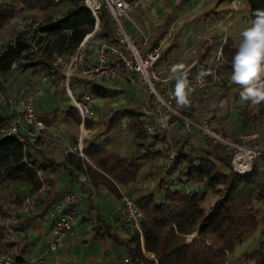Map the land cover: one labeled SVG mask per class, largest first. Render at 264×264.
Wrapping results in <instances>:
<instances>
[{
  "label": "trees",
  "instance_id": "obj_1",
  "mask_svg": "<svg viewBox=\"0 0 264 264\" xmlns=\"http://www.w3.org/2000/svg\"><path fill=\"white\" fill-rule=\"evenodd\" d=\"M127 1L134 4L138 0ZM256 2L260 9H264V0ZM61 5L65 6L66 10L57 20L49 19L39 26L35 46L37 49L44 47L49 56L54 53L70 56L85 36L92 33L97 26L95 18L85 7L84 0H0V30L10 25L23 12H48ZM250 9L253 19L256 10L254 4L250 5ZM95 36L110 39L111 30L106 14L100 15ZM220 46L223 53L220 73L231 74V58L236 48L229 38L224 44L218 41V38L212 42H202L199 59L204 61L214 48ZM32 49L24 32L0 48V75L10 71L16 64L25 70L36 69L41 65L49 66L43 59L34 60L31 57ZM232 85L236 89L233 93L239 95L241 88ZM87 87L95 98L103 99L119 93L118 90L105 87L99 82H86L85 88ZM227 91L230 92L226 89L221 95L220 104L227 101ZM76 97L80 98V94L76 93ZM194 104L187 109L177 110L195 119L191 112ZM255 106L256 113L245 114L247 121H259L264 124V103ZM4 109L0 102V185L2 188H8L13 183L26 184L31 188L29 195H34L40 188L36 170H41L51 184V190L38 193L35 209L22 216L32 214L33 218L41 219L53 207L61 192L57 190L50 175L56 173L59 168L68 169L71 173L73 170L79 173L87 172L95 186H109L122 199L111 181L78 154L66 151L64 160L57 162L48 158L40 148L42 138L38 137L34 142L26 138L25 142H21L16 136L5 135L9 116L5 115ZM66 117H71L76 125L81 124L80 116L73 106L66 109ZM145 120L143 113L126 108L113 112L104 125L114 131L127 129L131 132L132 142L136 147H149V138L163 142L161 137H151L147 134L144 128ZM93 126L94 123L87 119L85 128L90 130ZM216 130L219 131L217 128ZM176 143L177 153L167 170V174L177 175L176 188L170 189L160 181L159 197L152 191L136 197L132 192L127 193L136 202L142 214L140 226L146 256L157 264H228L234 248L252 236L259 226L264 225V157L254 163L250 174L242 175L232 170L230 155L221 146L206 144V148L196 154L188 149L185 142L177 140ZM147 151L146 154L150 156H159L157 152L152 153L149 149ZM84 152L100 171L119 186L129 188L140 177L142 168L138 164V158L120 156L118 152L110 150L107 144L84 140ZM259 160H262V166L258 165ZM191 184L196 185V188L187 194L186 187ZM9 196L11 197L8 204L16 207L23 200L12 190ZM209 199L213 200V204H207ZM7 200V194H0V222L7 217L10 210ZM205 218L202 230L194 234ZM2 229L3 225L0 223V235ZM99 229H103L107 237L126 246L129 258L134 264H153L142 252L141 239L136 229H131L129 237L124 240L113 234L111 226L105 222L103 228ZM262 234L264 235V228ZM25 249L17 254L8 252L13 264H29L24 258ZM238 264H264V241L255 251L243 254Z\"/></svg>",
  "mask_w": 264,
  "mask_h": 264
},
{
  "label": "built area",
  "instance_id": "obj_2",
  "mask_svg": "<svg viewBox=\"0 0 264 264\" xmlns=\"http://www.w3.org/2000/svg\"><path fill=\"white\" fill-rule=\"evenodd\" d=\"M153 1L155 0H138L136 3L145 5L147 2ZM240 1L230 0L233 10H230L226 17L219 21V27L225 35L227 28H225L224 22L237 12ZM84 5L95 18L96 29L85 36L70 56L57 57L55 55L56 61L53 63L56 67L62 64L66 68L65 89L72 106L80 116L81 129H84L86 120L92 116L93 103L97 100L91 94L89 87L85 88V83L125 80L143 91L147 97L145 108L142 111L146 119L144 128L149 136H159L163 139L166 149L163 168L166 171L177 153V134L180 129H184L186 133L199 137L206 144L223 147L230 155V166L234 172L242 175L250 174L254 163L264 157V139L257 136L249 141L242 136L236 139L231 138L217 131L208 120L190 118L174 108L176 98L168 89L170 78L164 77L158 69L163 51L172 40V29L165 31L161 39L154 43L150 35L142 34L140 31V38H136L124 26L121 18L130 20V13L134 6L127 0H84ZM101 14H106L109 18L110 39L95 36ZM151 24L152 22H147V26ZM226 39L225 37L223 44ZM92 50H94L93 53ZM222 64V46L208 65H203L200 61L192 62L189 69L193 70V77L188 82V88L191 89L190 104L183 106L185 109L192 106L199 98L206 96L215 87L220 80ZM75 82L78 84L76 85ZM73 85L81 93L80 98H77L76 93L73 92ZM7 107L9 120L5 128V135L16 136L21 142H25L26 138L34 142L38 137L43 139L47 136V127L35 110L34 95L29 85L21 88L16 100L9 99ZM82 141L81 132L77 144L66 143L65 148L70 153L85 157ZM36 175L40 183L39 192L51 190V184L41 170H36ZM170 178L171 181H169ZM79 181L87 182V175L81 173ZM177 183V175L168 174V187L175 189ZM190 192L192 191L186 189L187 194ZM38 193L27 195L21 204L12 211V219L0 235V264H13L8 256V244L21 233L16 227V219L35 209ZM88 197V194L80 191L68 190L63 192L55 202L52 207L54 222L51 229L52 240L49 244V251H55L64 242L68 233L72 231L79 208ZM122 203L127 226L130 229H136L139 237L143 239L140 226L142 214L136 202L128 194L122 193ZM152 262L155 264L153 260ZM29 264H44V260L38 259ZM121 264L134 263L130 258H126Z\"/></svg>",
  "mask_w": 264,
  "mask_h": 264
},
{
  "label": "crops",
  "instance_id": "obj_3",
  "mask_svg": "<svg viewBox=\"0 0 264 264\" xmlns=\"http://www.w3.org/2000/svg\"><path fill=\"white\" fill-rule=\"evenodd\" d=\"M224 1L230 2V0H155L153 2H147L145 5H140L137 3L133 4V10L130 13L131 19L126 21V27L133 35H135L136 38H140L142 32V34L144 33L150 35L153 42L157 43L163 36L164 32L169 30L168 28L171 26L181 29L182 31V34H179L177 37L174 35V39L172 37L170 44L164 49L163 56L158 63V69L161 74L164 77L170 78L168 89L172 94H174L176 83L171 71L172 66L176 64H182L184 66V72L187 73L188 82L189 74L191 76L190 79H192L193 70L189 69V67L192 62L200 61V46L202 42H212L213 39L218 38L219 31L214 29L212 32V27L216 26V24L219 25V21L225 18L230 12V10L226 12V10L222 9L223 3L215 5L216 2ZM213 6H215V9H212ZM219 13L221 15H219V19H216V16ZM156 16L157 18H155ZM213 18L214 20L216 19L215 24L212 23ZM147 22H152V24L147 26ZM195 27L197 30L193 32ZM210 31L212 33H210ZM209 33L211 38L207 37ZM198 40L199 43L201 40L202 42L197 49ZM218 41H220L219 38ZM233 45L235 48H237L234 42ZM220 47L217 48L219 49ZM217 48L216 50L218 51ZM93 51L94 50H92V53ZM188 54L189 57L187 56ZM215 54H212L211 57L209 55L204 61L200 62L203 65H208ZM194 55H197V58L193 57ZM92 58V60H94V57ZM189 60H191V62H188ZM101 85L113 90H117L116 86H130L135 88L125 80H119L115 82H101ZM51 91L54 94H58L56 93V88H51ZM39 95L40 94H37L35 96V110L36 104L41 98ZM107 98L103 99L106 100ZM66 102L69 103L68 101ZM66 102H64L62 106L58 105L57 110L47 111L45 114L37 112L36 110L39 117L45 123L48 134L40 148L43 149L44 154L48 158H52L57 162H62L64 160L67 150L64 148L62 151L60 145L57 144L56 141L63 143L64 147L66 143L76 145L80 132L97 133L95 132L96 130L104 129V127L96 125L94 127L95 129L92 128L93 130H88L85 127L82 130L81 124L76 125L71 117H66V110L63 111L64 113H61V108L66 106ZM175 105L178 108H181V110L184 109L183 106H178L177 102H175ZM69 106L71 107L70 104ZM193 107L194 109H192L193 111L191 112L197 118L196 110H198V108H196V103ZM94 119L95 116L90 117V120ZM59 121H61V123H59ZM95 121L98 122V120ZM117 135H122V132H117L116 135L110 134L107 136V140H104L105 138L99 135L85 136L86 138L83 137L82 141L83 149L84 140H90L96 144L114 145L117 142ZM195 137L196 136L194 135H189L186 133L184 129H180L177 134V140L183 141L187 145L196 143V141L193 139ZM198 140L199 143L204 142L201 139ZM147 144L150 147L154 146L156 143L152 138H149ZM151 148L154 149V147ZM147 150L148 147H136L134 156L138 158V160L140 159L139 157L141 154L143 156H147L144 158H151L152 155L150 156L149 154H146V152H148ZM128 153L129 152H126V148L118 152L120 156H125ZM196 153L199 154L200 152ZM82 158L87 161L92 168L110 180L121 196L122 193L127 194L132 192L136 197L147 191L154 192L156 197H159L161 194L159 192V183L161 179H159V182L154 183L147 180L143 181L141 180L142 176H140L138 180L129 188L119 186L110 177L100 171V169H98L97 166L86 155ZM141 160L142 159L138 161L140 166L142 165L140 164ZM141 168V174H146L147 170H149V174L152 176L154 173L159 171V169L151 170L150 168L144 171L145 167L142 166ZM83 173L86 174L88 178V181L85 183H81L79 181V175L81 173L75 170H73L71 173L68 169L59 168L56 173L50 175V178L54 181L57 190L61 192L60 196L63 192L68 190L80 191L89 195V197L79 208L74 227L72 231L68 233L64 242L55 251H49V244L52 240L51 229L54 222L51 208L41 219L33 218L32 214L29 216L21 215L17 217L16 227L21 233L13 242L8 244L9 252L17 254L22 249L26 248L24 258L28 263H32L38 259H43L44 264H121L124 259L129 258L126 246L107 237L103 232V229H99L103 228L105 222L111 226V232L115 234L120 240H124L129 237L131 229L126 225V216L122 206L123 203L121 197L117 195L113 189H110L109 186H95L89 174L87 172ZM139 180H141L140 184ZM193 186L196 188V185ZM0 187L2 188V185H0ZM10 188L17 196L21 195L22 199L29 195L31 189L30 186L22 183H13L11 184ZM186 189L192 191L189 189V186H187ZM6 218L9 217L7 216ZM5 219L0 222L1 225H3L2 233L4 232L6 225L11 221L12 216L9 220L5 221ZM141 249L144 256H146V251L143 246V239H141Z\"/></svg>",
  "mask_w": 264,
  "mask_h": 264
},
{
  "label": "rangeland",
  "instance_id": "obj_4",
  "mask_svg": "<svg viewBox=\"0 0 264 264\" xmlns=\"http://www.w3.org/2000/svg\"><path fill=\"white\" fill-rule=\"evenodd\" d=\"M219 3H223L222 9L226 10V12L228 10H233L230 2L228 1L216 2L215 5H218ZM251 4H254V8H256V10L260 9L259 4H257L256 0H242V2L240 1L238 5V10L234 13V16L224 22L225 28H227L226 35L224 34L223 30H221L219 25L216 24V26L212 27V32L214 29L219 31L218 38L222 43L226 37L231 39L234 44L238 46L241 40L240 33L245 28L249 27L252 21L250 9ZM212 9H215V6H213ZM64 10H66V7L61 5L48 12H23L19 14L18 17L10 25L0 30V48H3L8 43L12 42L18 34L24 32L27 36L28 42L32 45L33 48V51H31L33 55H31V57H33L34 60L43 59L49 64V66L41 65L36 69L27 70L20 67L19 64H16L10 71L0 75V102L4 105L5 109L3 111L5 112V115L9 116L7 107L8 100H16L19 91L25 85H29L31 87L34 95V101H36L35 96L37 94H40L39 97L41 98L36 104L37 112L45 114L47 111L57 110L58 105L62 106V104L66 101H68L69 103L66 102V106L64 108H61V113H64L63 111L70 107L69 104L72 106V102L65 89L64 74L66 68L62 64H59L58 67L53 65V63L56 61L55 55L57 57L60 55L54 53L52 56H49V54L45 51L44 47L41 49L34 50L35 48H37L34 42L38 36L39 26L43 25L49 19H51L52 21L57 20ZM219 15L221 14L219 13L216 16V19H219ZM121 20L124 26L126 27V21L128 19L121 18ZM212 20V23L215 24L216 22L214 18ZM170 28L173 31V39L174 35H176L177 37L179 34H182L181 29H177L172 26ZM196 30L197 29L195 27L193 29V32H195ZM212 32L210 31V33ZM210 33L207 35L208 38H211L209 36ZM201 42L202 40L200 41V43ZM200 43L198 40L197 49L199 48ZM216 48L212 51L210 57L212 56V54L216 53ZM187 56L189 57V54ZM193 57L197 58V55H194ZM191 60H189L188 62H191ZM230 76L231 74L229 73H220V80L215 85V87L206 96L196 101V108H198V110H196L197 118L195 116L194 118L198 120H208L209 122H211V125L219 129L221 133L234 139L239 138L240 136L246 138L247 141L256 138V136L260 139H264L263 122H248L246 118L247 116L245 115L246 113H249L250 115L256 113V106L252 105L251 103L242 101L240 99V95L236 96L233 93V91H235L236 89L232 85L233 83L231 82ZM190 78L191 76L189 74V82L191 80ZM54 80L56 81L54 82ZM75 84L77 85L78 82H75ZM51 88H56V93L58 94H54L51 91ZM116 88L117 90H119V94L109 97L106 100L97 98L98 100L93 103L94 111L92 116H95V119L91 120V123H94L93 128L96 125H100L101 127H104V129L96 130L95 132L97 133L83 132L82 135L83 137L88 135H99L104 137V140H107V136H109L110 134L116 135L117 132H122V135L116 136V144H107L108 148L114 152H119L122 151V149L126 148V152L129 153L125 156L135 157L134 155L136 152V146L132 142L133 136L131 132H129L125 128L114 132V130H112L111 128H107V126L104 125V122L112 115L113 112L118 109L131 108L135 111L142 112L145 108L144 106L146 104L147 97L143 91L132 88L130 86H116ZM226 89L230 90V92L227 91L229 96L227 97V101L225 100L223 104H220L219 99L221 95L224 94ZM73 92L79 93L78 88L74 86ZM79 94L81 96V93ZM173 106L175 109L181 110V108H178L175 103ZM95 120H98V122ZM59 123H61V121H59ZM80 134L81 132L79 133V135ZM193 139L196 141V143L188 144V149L190 151L196 153L201 152L206 148L205 142L199 143V137L196 136ZM44 140L45 138L42 139V145ZM153 141H155L156 144L154 146L148 147V149L152 153H159V156L157 154H153L151 158H144L147 156H143L141 154L139 157L140 159H142L140 164H142L141 167H145L144 171L149 168L151 170L159 169V171H156L157 173H154L152 176L149 174V170H147L146 174H140V176H142L141 180H147L149 182L156 183L159 182V179H161V181H163V184L165 186H168V174L167 171L163 168V157L165 155L166 149L162 141H156L154 139ZM56 143L60 145V148L63 151L65 148L63 143H59L57 141ZM151 147H154V149ZM258 165H263L262 160L258 161ZM141 180H139V184L141 183ZM169 181H171V178L169 179ZM189 189L194 191L195 188L191 184L189 185ZM10 190V187L2 189L0 187V194H7V204L10 201L11 197L9 196ZM207 204H213V200L209 199L207 201ZM8 205L10 207L9 212H7V216L9 218H6L5 221L11 218L12 211L16 208V206H13L11 204ZM263 228L264 225L259 226L257 231L252 236H250L246 241H244L242 244L237 245L234 248L232 255L229 257L228 264H238L239 258L243 254L251 253L259 248L260 244L264 241V235L262 234Z\"/></svg>",
  "mask_w": 264,
  "mask_h": 264
},
{
  "label": "clouds",
  "instance_id": "obj_5",
  "mask_svg": "<svg viewBox=\"0 0 264 264\" xmlns=\"http://www.w3.org/2000/svg\"><path fill=\"white\" fill-rule=\"evenodd\" d=\"M250 26L241 33V40L231 58V82L241 88L240 99L252 105L264 103V9L253 13ZM175 97L178 106L190 104L187 73L182 64L172 66Z\"/></svg>",
  "mask_w": 264,
  "mask_h": 264
},
{
  "label": "water",
  "instance_id": "obj_6",
  "mask_svg": "<svg viewBox=\"0 0 264 264\" xmlns=\"http://www.w3.org/2000/svg\"><path fill=\"white\" fill-rule=\"evenodd\" d=\"M206 220V218L203 220V222L200 223V225L195 229L194 234L199 233L202 230L204 221Z\"/></svg>",
  "mask_w": 264,
  "mask_h": 264
},
{
  "label": "bare ground",
  "instance_id": "obj_7",
  "mask_svg": "<svg viewBox=\"0 0 264 264\" xmlns=\"http://www.w3.org/2000/svg\"><path fill=\"white\" fill-rule=\"evenodd\" d=\"M155 264H157V262H155Z\"/></svg>",
  "mask_w": 264,
  "mask_h": 264
}]
</instances>
